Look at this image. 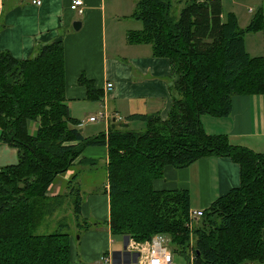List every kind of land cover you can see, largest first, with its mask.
I'll use <instances>...</instances> for the list:
<instances>
[{
	"label": "trees",
	"instance_id": "1",
	"mask_svg": "<svg viewBox=\"0 0 264 264\" xmlns=\"http://www.w3.org/2000/svg\"><path fill=\"white\" fill-rule=\"evenodd\" d=\"M181 1L172 17L171 0H135L131 16L142 29L127 36L169 60L172 102L164 121L132 115L112 122L105 133L83 136L66 108L61 43L37 44L25 60L0 52V145L13 148L18 159L0 167V264H68L66 227L36 232L63 200L50 197L49 188L88 147L106 149L103 192L110 212L106 223L82 220V198L72 184L76 174L71 176L65 195L76 234L107 224L112 234L133 242L165 235L171 252L186 264H264V154L206 134L199 121L204 115L226 117L234 96H264V60L248 55L243 42L260 29L262 14L240 28L235 15L223 19L218 0ZM76 83L87 101L102 100L85 76ZM30 122L36 124L34 135L27 132ZM131 122L144 128L135 130ZM209 156L237 164L240 181L200 219L189 217L187 192L151 189L165 167L186 168Z\"/></svg>",
	"mask_w": 264,
	"mask_h": 264
},
{
	"label": "crops",
	"instance_id": "2",
	"mask_svg": "<svg viewBox=\"0 0 264 264\" xmlns=\"http://www.w3.org/2000/svg\"><path fill=\"white\" fill-rule=\"evenodd\" d=\"M32 1L0 0V52L8 53L14 60H25L37 44L61 43L66 108L68 115L79 122L83 136L105 133L109 124L132 115H158L161 121L167 118L172 102L169 60L154 57L149 45L127 39L129 34L142 29L140 21L131 16L135 0H80V13L69 8L71 0H36L38 5ZM218 2L223 19L227 13L235 15L240 28L257 12L262 14L260 29L246 34L243 42L248 55L262 56L264 60V0ZM75 23H79L76 29ZM81 75L101 91V101H87L86 90L76 83ZM107 83L111 84L109 91L105 88ZM230 110L226 117L201 116L202 130L227 137L232 146L264 154V96H234ZM91 117H96V121L89 122ZM129 127L141 130L144 124L131 122ZM27 132L36 133L34 122L28 124ZM106 158L105 147L85 148L71 169L57 178L63 185L50 193L57 185L52 184L48 190L50 197L66 193V183L76 174L72 184L82 198L80 218L106 223L110 212L109 197L103 192L107 185ZM238 168L227 158L202 157L186 168L165 167L161 177L153 179L150 185L158 192H187L189 211L203 212L214 200L238 187ZM69 238L68 264H146L144 250L135 248L129 236L112 234L107 224L78 234L74 229ZM179 259L172 253L174 264H179Z\"/></svg>",
	"mask_w": 264,
	"mask_h": 264
},
{
	"label": "rangeland",
	"instance_id": "3",
	"mask_svg": "<svg viewBox=\"0 0 264 264\" xmlns=\"http://www.w3.org/2000/svg\"><path fill=\"white\" fill-rule=\"evenodd\" d=\"M171 4H173V8L170 11V15L172 17H175L180 9V7H182V1L181 0H171ZM17 158H16V153L15 150L7 145H0V166H6V165H11L14 164L15 162H17ZM97 173H94V176ZM93 176V177H94ZM91 177V178H93ZM57 184V185H55ZM54 187H51L49 189H51L50 193L55 192V187H57L58 185H63L61 183V179H57L54 184ZM74 185V184H73ZM65 187V186H64ZM67 187V185H66ZM64 189V191L66 192V194L68 193L67 189ZM77 187V186H75ZM61 190V189H60ZM62 191H59V193H61ZM65 195V193H64ZM63 194L61 195L62 197V202H61V206L57 207L54 211V213L50 216H46L44 217V222L43 224L46 225L44 226L42 224L43 228H40L39 230H37L36 233H49L54 231V229L56 230L58 227L63 228L66 227L65 231L66 233H68L69 235L71 234V232L74 231L75 228V224L73 223V218H72V211H71V206H70V198ZM135 242V241H134ZM180 263L179 264H186L185 260H183L181 257L179 259ZM175 262H173L174 264ZM178 264V263H176Z\"/></svg>",
	"mask_w": 264,
	"mask_h": 264
},
{
	"label": "built area",
	"instance_id": "4",
	"mask_svg": "<svg viewBox=\"0 0 264 264\" xmlns=\"http://www.w3.org/2000/svg\"><path fill=\"white\" fill-rule=\"evenodd\" d=\"M209 1H214V0H209ZM34 5H38L39 2L34 0L32 1ZM81 6V1L80 0H71L70 1V6L72 11L80 13V7ZM106 90H111V84L107 83L105 84ZM103 117V116H102ZM101 118V117H100ZM96 117H91L88 118L89 122H94L96 121ZM202 215L201 211L197 212H190L189 217L193 220H197L198 218L200 219ZM133 245L135 248L139 250H144L145 259H146V264H173L172 261V249L168 245V240L165 235L162 234H156L152 238H150L147 241H144L142 243H136L134 242Z\"/></svg>",
	"mask_w": 264,
	"mask_h": 264
},
{
	"label": "water",
	"instance_id": "5",
	"mask_svg": "<svg viewBox=\"0 0 264 264\" xmlns=\"http://www.w3.org/2000/svg\"><path fill=\"white\" fill-rule=\"evenodd\" d=\"M76 26H74V29H76V27L79 25V23H75Z\"/></svg>",
	"mask_w": 264,
	"mask_h": 264
}]
</instances>
